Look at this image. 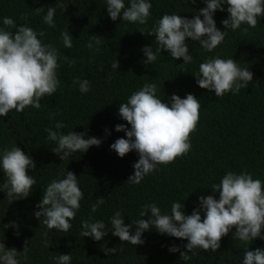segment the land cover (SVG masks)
<instances>
[{
	"label": "trees",
	"instance_id": "16d2710c",
	"mask_svg": "<svg viewBox=\"0 0 264 264\" xmlns=\"http://www.w3.org/2000/svg\"><path fill=\"white\" fill-rule=\"evenodd\" d=\"M150 2V18L140 25L119 19L112 21L107 15L105 0H0V20L10 17L14 25L27 23L38 33H44L40 37L43 43L51 44L69 61H74L71 66L61 62L57 72L58 90L51 97H42L39 109L28 106L21 112L11 110L7 116L0 117V150L18 145L36 162L29 174L34 176L37 185L28 197L10 203L0 191V240L6 248L17 251H23L28 245V259L22 264H54L53 257L70 253L72 264L242 262L246 245L233 239L231 233L221 238L217 252L196 249L195 255L189 253L190 261L180 259L179 252L168 251L172 245L185 251L186 240L159 234L154 229L145 231L144 243L137 246L121 242L111 233L101 241L79 236L82 220H103L110 231V217L115 211L122 212L127 225L141 219L142 206L152 202L162 212H168L173 201H181L185 214L190 215L198 206L197 197L213 195L210 186L229 171L250 173L253 178L264 181V18L255 28L242 24L236 31L227 30L223 44L212 53L201 49L198 42L186 41L193 57L190 64H181L182 58L173 61L167 53H161L152 65H145L141 49L145 45L155 46L154 35L148 33L164 13L176 12L192 18L205 6L203 0H196L195 4L191 0ZM127 3L125 0L126 6ZM40 7L42 11L37 13L35 9ZM49 7L55 9L54 27L42 19ZM227 15L226 11L214 14L221 31L224 30L221 21ZM8 30L15 31V27L8 26ZM65 31L73 37L71 48L63 46L61 33ZM89 36L100 37L99 51L87 48ZM214 55L232 57L242 67L247 66L253 73L252 82L237 94L229 92L222 97L200 88L192 74L198 72L199 64L206 57ZM116 60L117 68L113 67ZM76 78L89 80L88 93L81 94L78 85H73ZM146 82L156 84L162 102L167 103L172 94L180 98L193 94L201 106L196 128L189 134V153L167 165H158V170L133 185L126 181L133 174L137 153L132 151L120 158L109 146L118 138H126L124 132L115 131V125L130 127L118 116L119 104L126 102ZM57 122L66 126L60 129L62 133L73 130L85 133V138L96 137L102 143L61 161L51 151L55 145L47 140L46 132L50 127L55 130ZM64 168L77 176L83 199L71 221V229L58 232L47 229L33 213L39 210L35 206L41 200L42 190L52 179L61 177ZM98 197L105 202L92 212L91 207ZM40 219L42 221L43 217ZM10 222L17 227L13 228ZM6 224L9 227L4 228ZM46 242L49 247L45 246ZM103 247H115L117 251L107 255ZM247 247L250 250L264 248V240L257 238Z\"/></svg>",
	"mask_w": 264,
	"mask_h": 264
},
{
	"label": "clouds",
	"instance_id": "9594fccd",
	"mask_svg": "<svg viewBox=\"0 0 264 264\" xmlns=\"http://www.w3.org/2000/svg\"><path fill=\"white\" fill-rule=\"evenodd\" d=\"M191 2L195 4L196 0ZM203 3L205 6L192 18L176 12L164 13L160 17L148 33L154 35L155 46L145 45L141 49L146 58L143 60L145 65H152L161 53H167L173 61L182 58L181 64H190L193 57L186 41L198 42L201 49L212 53L223 44L227 30L236 31L242 24L255 28L264 18V0H203ZM105 5L112 21L119 19L140 25L147 23L152 8L150 0H128L127 6L125 0H105ZM35 11L39 13L42 7ZM216 11L228 13L221 21L223 31L217 28L213 18ZM54 14L55 9L49 7L42 17L43 22L54 27ZM0 24L3 25L0 27V117L7 116L11 110L21 112L28 106L39 109L42 97H51L58 90L60 80L57 72L61 62L71 66L74 61H69L51 44L43 43L40 37L44 33H38L27 23L14 25L10 17H3ZM8 26H14L15 31L8 30ZM61 39L64 48L72 47L73 37L69 31L62 32ZM99 45L100 37L89 36L86 46L90 51H99ZM113 67H118L117 60ZM192 75L200 88L214 93L216 97L229 92L235 95L253 80V73L247 66L242 67L232 57L215 55L206 57L199 64L198 72ZM73 85H78L81 94L90 91L88 79L76 78ZM200 106L193 94H186L184 98L172 94L167 103L162 102L157 95L156 84L147 82L126 102L119 104L118 116L130 127L115 125V131L124 132L126 138L116 139L109 146L110 150L120 158L132 151L138 155V160L132 165L133 174L126 182L140 184L148 174L158 170V165H167L189 153V134L196 128ZM64 127L62 122H57L55 130L51 127L46 129L47 140L55 145L51 151L61 161L102 143L96 137L85 138V133L73 130L62 133L60 129ZM35 167L33 158L18 145L0 150V172L3 173L0 191L6 194L10 203L31 194L37 184L29 173ZM210 189L213 195L198 196V206L190 215L185 214L181 201H173L168 212H162L152 202L142 206L139 212L141 219L127 225L122 212L115 211L110 217V231L103 220H82L79 236L101 241L111 233L121 242L137 246L144 243L142 234L154 229L159 234L186 240L183 245L185 251H180L176 245L170 246L168 251L179 252L180 259L190 261L192 256L189 253L195 255L196 249L217 252L221 238L231 233L233 239L246 245L241 264H264V248L250 250L247 247L257 238L264 240V181L253 178L250 173L229 171ZM216 193L218 198H215ZM82 199L83 192L77 176L64 168L62 176L52 179L42 190L41 200L35 206L39 210L33 215L49 230L68 232ZM104 202V198L98 197L91 211L95 212ZM10 224L13 228L17 227L14 222ZM7 227L8 224L4 225V228ZM16 234L19 235L18 232ZM45 246L49 247V244L46 242ZM102 250L107 255L117 251L115 247H103ZM28 251L27 244L23 251H17L6 248L0 240V264H22L28 259ZM53 260L54 264H72L71 253L59 254Z\"/></svg>",
	"mask_w": 264,
	"mask_h": 264
}]
</instances>
